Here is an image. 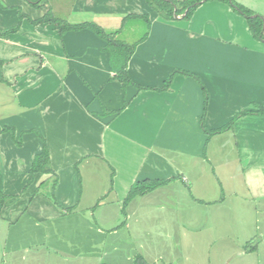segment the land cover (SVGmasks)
<instances>
[{
	"label": "crops",
	"instance_id": "crops-1",
	"mask_svg": "<svg viewBox=\"0 0 264 264\" xmlns=\"http://www.w3.org/2000/svg\"><path fill=\"white\" fill-rule=\"evenodd\" d=\"M71 8L68 21L55 19L71 26L60 31L35 22L44 6L0 0V264L148 262L136 219L149 230L152 219L184 225L190 254L203 238L223 264H264V38L221 0L174 19L147 0H73ZM110 38L131 48L135 84L118 80ZM203 111L210 130L247 113L208 135ZM44 145L52 172L31 176ZM144 179L167 182L123 213L131 185ZM182 248L153 249L160 257Z\"/></svg>",
	"mask_w": 264,
	"mask_h": 264
},
{
	"label": "trees",
	"instance_id": "trees-1",
	"mask_svg": "<svg viewBox=\"0 0 264 264\" xmlns=\"http://www.w3.org/2000/svg\"><path fill=\"white\" fill-rule=\"evenodd\" d=\"M32 5L35 6H41V1L42 0H28ZM200 1H204V0H147L148 4L150 6H152L153 8H155L157 11H159L161 13V15L166 18V19H173L174 14L177 15L180 12L184 11L185 9H187L186 13H185V17H189L191 12L194 10L196 3L200 2ZM223 2L229 3L231 4L233 2V0H221ZM238 7H235L236 10L245 15L248 23H249V27L250 30L253 34V36L255 38H262L263 34H262V25H263V21L260 17H250L249 15L252 13L251 11L248 12L246 10H244L240 5H237ZM47 21H54L57 23L58 28L60 29V31H63L66 29V27H71L68 24H62L57 22L54 18H52L51 16H48V12L46 13L45 16H43L42 18L37 19L35 22L36 23H42V22H47ZM82 25L79 26H74V27H81ZM93 28L95 29V31H97L98 33H103L102 30L100 28H98L97 26H93ZM109 44V48L110 51L115 53L116 56L113 57H119L120 58V62H119V68H116V74H117V78L118 80L121 82V85L123 87H125L128 84H135L132 79L129 77V74L127 72V62L128 59L132 53L131 48H127L125 49V46L122 44H119L117 42H114L113 39H109L108 40ZM177 72L176 70H174L170 77L166 80L164 87H162L161 89H165L166 87H168L173 74ZM185 74H190L187 72H183ZM139 87V86H137ZM159 90V88L157 89ZM205 90V89H204ZM204 96V107L207 103V94L206 91L203 93ZM205 111H203L202 116L200 117V125L202 130L210 135L216 132H220L226 129H231L233 126L234 121L241 115L247 113V112H239L237 113L227 124H225L224 126L218 128V129H214V130H210L208 128H206V126L204 125L203 122V116H204ZM259 114H263L264 113V106H261L258 110ZM35 172H43V173H50L52 172L51 167H50V160H49V152L47 147L44 145L43 150L38 153L37 155L34 156L33 158V162H32V166L30 168V174L31 176L35 173ZM167 182L166 179L164 180H149V179H144V180H138L136 182H134L130 189L127 192L126 197L123 200V213H125V207L128 203V201H130L132 198L142 195L144 193H147L153 189H155L158 186L164 185ZM123 223V222H122ZM100 264H152L147 262L143 257L141 256H136L132 261L130 262H126V263H100Z\"/></svg>",
	"mask_w": 264,
	"mask_h": 264
},
{
	"label": "rangeland",
	"instance_id": "rangeland-1",
	"mask_svg": "<svg viewBox=\"0 0 264 264\" xmlns=\"http://www.w3.org/2000/svg\"><path fill=\"white\" fill-rule=\"evenodd\" d=\"M72 1L73 0H42L41 1V7H45L46 11L48 10V16H51L52 18L58 20V21H68L70 15V11L72 10ZM209 1V0H208ZM236 4L240 5L244 10L250 12V11H256L254 13L259 14L263 21L264 26V0H233L231 5L233 7H237ZM253 14V13H251ZM82 16V15H80ZM174 19V18H173ZM262 38H264V29L262 31ZM123 37L118 36L114 38L115 40H121ZM200 187V184H197L196 186L193 187L189 191L192 192L193 195L194 193V188ZM125 215V214H123ZM126 219V218H125ZM203 221H205V218H202ZM135 222V235L138 240V242H141V238L146 239L147 244H149V250L145 252L146 259L148 262L154 263V264H163L167 261H170V264H223L222 261H225L226 258L224 257H217L213 254V251L215 250V241L212 242L211 245V250L210 253L207 254L204 251V239L200 238V249L198 255L190 254V247H189V239L191 236V232L189 230H183V226H165V225H160L158 223V220L152 219L151 224L148 225L150 230L147 229L146 225H143V220L141 219H136L134 220ZM156 223V224H154ZM232 226H228L227 224L221 225L220 232L223 231L226 234H230ZM128 229H122L120 232L122 233H127ZM206 231L209 229L205 228ZM216 231V229L214 228ZM66 234V233H65ZM64 234V235H65ZM90 238V237H89ZM38 240V239H35ZM89 241V240H88ZM86 240V242H88ZM182 243L183 248L181 249V256L172 255L168 254L166 252H162L160 257H158V252L156 251L157 249L154 248V243L162 245L163 243H166L167 245H170L172 242L175 243ZM21 243H29L31 244V241L28 239H22ZM151 246V248H150ZM184 247H187L186 249ZM189 247V248H188ZM2 249L0 248V251ZM161 252V250H160ZM159 252V253H160ZM228 257V256H227ZM154 259V261H153ZM227 264H237L234 259L228 260L227 258Z\"/></svg>",
	"mask_w": 264,
	"mask_h": 264
},
{
	"label": "water",
	"instance_id": "water-1",
	"mask_svg": "<svg viewBox=\"0 0 264 264\" xmlns=\"http://www.w3.org/2000/svg\"><path fill=\"white\" fill-rule=\"evenodd\" d=\"M174 16L176 15L174 14ZM251 17H259V15L255 14V15H252ZM262 29H264V26L262 27Z\"/></svg>",
	"mask_w": 264,
	"mask_h": 264
}]
</instances>
